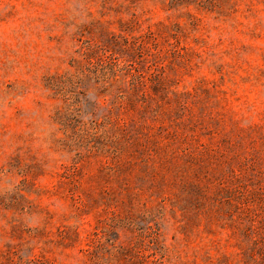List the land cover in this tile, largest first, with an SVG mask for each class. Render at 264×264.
Listing matches in <instances>:
<instances>
[{
  "label": "rangeland",
  "instance_id": "374dc122",
  "mask_svg": "<svg viewBox=\"0 0 264 264\" xmlns=\"http://www.w3.org/2000/svg\"><path fill=\"white\" fill-rule=\"evenodd\" d=\"M0 264H264V0H0Z\"/></svg>",
  "mask_w": 264,
  "mask_h": 264
}]
</instances>
